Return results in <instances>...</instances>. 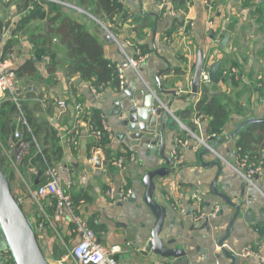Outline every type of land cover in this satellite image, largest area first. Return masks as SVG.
Segmentation results:
<instances>
[{"label":"crops","instance_id":"obj_1","mask_svg":"<svg viewBox=\"0 0 264 264\" xmlns=\"http://www.w3.org/2000/svg\"><path fill=\"white\" fill-rule=\"evenodd\" d=\"M21 1L0 0V57L5 59L14 52L16 72L27 63H33L34 71L23 70L18 78L20 99L34 120L49 121L59 132L63 157L49 169L57 174L65 168V190L99 241L107 246L119 245L121 250L116 258L123 264H172L154 253H143L156 220L144 202L143 178L147 172L164 166L170 168V173L155 178L154 191L156 201L165 206L167 212L161 233L164 242L174 240L171 247L184 248L189 264L232 263L220 250L218 241L224 237L237 210L214 194L213 182L216 181L217 190L240 206L231 235L225 242L227 247L237 254V264H261L264 172L254 177V184L247 183L238 174L234 168L239 155L238 136L232 133L242 122L264 117V0H188L186 10L177 9L173 0L164 8L158 0H122L130 12L142 19L128 21L117 35L111 32L117 41L132 40L147 44L153 50L146 53L139 71L128 63L130 51L126 55L118 42L103 39L106 24L90 15H74L103 41L105 55L125 69V88L119 91L106 88L100 98L95 97L90 83L66 72V49L51 32L54 24L49 19H36L23 30H14L21 18ZM171 8L183 20L182 24L175 22ZM231 21L234 30L227 45L220 46ZM200 49L209 68L222 60L223 72L230 67L237 69V73L228 75L222 72L219 83H205L209 95L225 92L233 108L225 127L227 136L219 140L210 138L207 118H198L195 112H189L201 98V93L192 92ZM160 71H163L160 75L163 91L158 89ZM131 92L135 102L145 101L157 108H167L164 142L165 155L171 159V165L142 142L134 144L135 140L129 136L123 120L125 111L133 106V101L128 99ZM61 100L68 105L64 112L58 106ZM77 104L83 106L84 115H89L92 109L107 114L112 130L107 147L111 157L96 144L90 146L94 143L88 130L90 117L83 120L79 144L75 146L70 142L68 132L74 124ZM184 111L187 113L182 115ZM162 125V117H159L157 127ZM178 139H186L188 144L181 148V163L175 167L172 152ZM14 150L3 149L4 167L12 179L14 193L24 197L22 206L37 228L50 263L76 264L67 254L77 242L73 222L69 218L53 222V197H45L40 203L31 197L29 189L40 177L38 170L30 167L24 174L20 173L11 160ZM98 155L101 156L100 167L96 166ZM120 157L125 161L124 169L113 164V160ZM261 162L264 166V154ZM111 187L131 189L134 195L127 200L113 201L108 194ZM216 207L219 211L213 216ZM197 213H204L205 219L196 222ZM243 249H249L251 254L243 255Z\"/></svg>","mask_w":264,"mask_h":264},{"label":"trees","instance_id":"obj_2","mask_svg":"<svg viewBox=\"0 0 264 264\" xmlns=\"http://www.w3.org/2000/svg\"><path fill=\"white\" fill-rule=\"evenodd\" d=\"M56 0H22L19 8L21 9L20 21L15 26L17 30L25 29L30 22L36 19H49L50 23L54 24L51 32H54L58 43L64 46L67 54V61L64 65L68 75H79L82 80L90 83L93 86H103L120 90V79L117 70V64L110 60L105 55V46L103 41L90 31L88 26L76 18L70 9H67L63 3H57ZM69 2L86 9L90 14L99 18L106 24L114 34L117 35L118 30L123 27L128 21L131 23L138 22L142 16L130 12L124 6L122 0H59ZM159 2L161 0H158ZM177 9L186 10L188 0H173ZM48 6V9L44 8ZM182 17V16H181ZM175 22L180 24L183 20L179 16L175 18ZM135 42V41H134ZM139 45L142 53L153 52L149 45ZM43 53L44 51L41 50ZM133 52V51H130ZM54 58L56 52H52ZM205 57V65L207 58ZM33 63L29 62L21 70L17 71L18 78L22 76L23 70H33ZM223 68H220L219 75L221 76ZM209 89L205 84H200L198 92L201 93L200 100L195 104L193 111L199 117H205L209 120V135L213 140L226 138L225 127L233 113L230 98L225 95V92L209 95ZM86 113V112H85ZM84 113V114H85ZM187 111L182 112V115ZM102 112L98 109L90 110L89 115H84L91 119V123L96 126L101 124ZM21 115L27 121V124L18 121ZM19 129L22 134V140L29 143L28 149L18 164L19 172L24 174L28 168H36L39 173L38 183L35 181L34 188L42 183H45L49 176L46 172L53 167V163H60L63 157L62 146L60 144L59 132L50 125L49 121L34 120L25 104L22 103L19 109L10 96L5 97L0 102V166L5 170V154L3 149H16L19 141L14 138V132ZM236 135L238 136L239 154H251L255 159L262 160L264 154V121H256L244 124ZM90 146L97 144L99 147L111 157L110 151L107 149L110 139L108 134ZM263 163V162H262ZM12 183V179L9 176ZM36 180V179H35ZM56 204V200H54ZM29 217V216H28ZM30 218V217H29ZM31 220V219H30ZM32 222V221H31ZM34 225V223L32 222ZM36 231L37 228L34 225ZM62 253V252H61Z\"/></svg>","mask_w":264,"mask_h":264},{"label":"built area","instance_id":"obj_3","mask_svg":"<svg viewBox=\"0 0 264 264\" xmlns=\"http://www.w3.org/2000/svg\"><path fill=\"white\" fill-rule=\"evenodd\" d=\"M169 4L171 5L170 0L160 1L161 8L167 7ZM171 13L175 17L178 16L175 9L171 8ZM116 42H118L120 49L126 55L128 51H133L127 56L128 63L131 67L139 71L141 64L145 61L147 55L142 53L139 45H137L132 40L126 39L120 42L116 39ZM14 59V52L9 53L8 57L5 59L0 57V99L10 96L15 102L16 106L20 109L22 106V101L19 95V79L14 68ZM117 70L120 79V89H124L125 69L122 66L117 65ZM208 71V65H204L201 71L200 83L205 84L210 81ZM223 73L225 75L237 73V69L235 67L226 68ZM90 88L96 98H100L103 91L105 90L103 86L97 87L90 85ZM58 106L62 112L66 111L68 108V105L64 100L58 101ZM155 111L156 109H153V112ZM84 113L85 111L83 106L81 104H77L75 107L74 124L68 132L70 142L75 146L79 144L80 137L82 136ZM100 118V126L89 123V135L96 141H99L104 134H108L109 139L111 140L112 130L108 122L107 114L102 113ZM18 119L19 121L27 124V121L23 115H21ZM14 138L19 142L13 152V155L11 156V160L15 166H18L19 162L24 157L28 149L29 143L22 140V134L18 128L14 132ZM187 144L188 140L186 139H178L176 141L175 148L172 152V164L175 167H178L181 163V148ZM96 147L100 148L97 144ZM255 158L249 153H246L245 155L240 153L237 157V165L234 166L238 174L241 175L249 184H254V177L264 172L263 163L261 160ZM92 161H94V159ZM113 164L119 169L125 168V161L122 157L114 159ZM47 174L49 179L36 188L31 187L29 189V194L39 203L45 197H53L56 200L53 222H62L67 218L73 222V232L77 236V242L71 248H69L67 253L68 256L71 257L76 262V264H123L116 258V254L121 250L120 246L116 244L108 246L102 244L99 241L96 232L87 224L85 219L76 210L72 196L65 190L64 187V185L67 183L65 177L67 173L65 168H63L62 171L58 172L57 174H54L49 169ZM108 194L113 201H117L118 198L127 200L133 195V191L131 189L125 188L118 190L115 187H111L108 190ZM15 195L18 201L23 205L24 197L17 194ZM218 211L219 208L216 207L213 216H215ZM205 217L206 215L204 213H197L194 216L196 222L204 220ZM0 253L2 256V261H0V264H15L13 256L8 247L3 248ZM242 254L249 255L251 254V251H249V249H243ZM261 264H264V256L261 258Z\"/></svg>","mask_w":264,"mask_h":264},{"label":"water","instance_id":"obj_4","mask_svg":"<svg viewBox=\"0 0 264 264\" xmlns=\"http://www.w3.org/2000/svg\"><path fill=\"white\" fill-rule=\"evenodd\" d=\"M155 14V13H153ZM107 32L103 36V39L107 42L116 41V37L112 35L108 28L104 26ZM157 26L154 31L156 32ZM234 30V22L231 21L224 34L220 46L227 45L231 32ZM222 60L214 62L208 71L209 79L213 83H219L222 79L219 75V70L222 66ZM205 65V57L202 49L198 51L197 61L194 70V77L192 83V92L198 93L201 71ZM163 71H160L157 75V81L159 83V91H163L160 75ZM174 92V91H172ZM128 99L133 101V106L125 111L126 116L123 123L129 131V136L134 139V144H140L142 142L145 147L158 154L165 159L167 164L171 165V159L165 155V140L164 132L166 129V107H156L155 105L148 104L145 101L142 103L134 101V94L128 93ZM148 97L146 98V100ZM194 101V99H193ZM153 109H156L153 112ZM162 117V127L158 128V118ZM175 118V117H174ZM261 119H248L242 122L237 131L246 123H251ZM235 131L233 135L237 133ZM154 136V137H153ZM101 156H97V167H100ZM220 168V164L216 163ZM170 173L169 167H159L157 169L147 172L143 178V184L145 186L144 202L151 209L155 216V224L151 232V238L148 240L144 254L154 253L166 260H170L172 264H189L187 252L180 246L171 247L174 244V240L164 242L161 237V233L164 227L165 218L167 215L166 207L159 204L155 197V178L166 177ZM38 183V180H36ZM214 194L225 199L227 203L236 207V213L233 219L229 223V227L226 230L224 237L219 241L220 250L223 254L230 258L232 263L237 264V254H235L226 245V241L229 239L232 231L233 223L240 212V206L234 204L231 199L222 192H219L216 188V181L213 182ZM134 195V194H133ZM132 195V196H133ZM8 247L15 264H51L41 243L39 240L38 232L28 217L22 204L18 201L12 183L9 176L4 169L0 166V252L3 248ZM92 264V263H90Z\"/></svg>","mask_w":264,"mask_h":264},{"label":"rangeland","instance_id":"obj_5","mask_svg":"<svg viewBox=\"0 0 264 264\" xmlns=\"http://www.w3.org/2000/svg\"><path fill=\"white\" fill-rule=\"evenodd\" d=\"M55 2L57 3H63V5L67 8V9H70L72 11V14L73 15H90L92 18H94L96 21H100V19L95 16H93L92 14L89 13V11H87L86 9H83L81 7H78L77 5L73 4V3H67V2H62V1H59V0H56ZM101 23V21H100ZM108 28V26H107ZM109 30V28H108ZM109 32L113 35V33L111 32V30H109ZM13 184V183H12ZM0 260L2 261V256H1V253H0Z\"/></svg>","mask_w":264,"mask_h":264}]
</instances>
